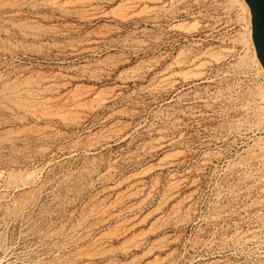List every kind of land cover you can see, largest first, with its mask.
I'll return each instance as SVG.
<instances>
[{
	"label": "rangeland",
	"instance_id": "rangeland-1",
	"mask_svg": "<svg viewBox=\"0 0 264 264\" xmlns=\"http://www.w3.org/2000/svg\"><path fill=\"white\" fill-rule=\"evenodd\" d=\"M246 7L0 0V264H264Z\"/></svg>",
	"mask_w": 264,
	"mask_h": 264
},
{
	"label": "water",
	"instance_id": "water-1",
	"mask_svg": "<svg viewBox=\"0 0 264 264\" xmlns=\"http://www.w3.org/2000/svg\"><path fill=\"white\" fill-rule=\"evenodd\" d=\"M251 12L252 41L256 57L264 68V0H245Z\"/></svg>",
	"mask_w": 264,
	"mask_h": 264
},
{
	"label": "bare ground",
	"instance_id": "bare-ground-1",
	"mask_svg": "<svg viewBox=\"0 0 264 264\" xmlns=\"http://www.w3.org/2000/svg\"><path fill=\"white\" fill-rule=\"evenodd\" d=\"M241 1H243V3H244V5L246 6H248V4L246 3V1L245 0H241ZM247 8V7H246ZM249 8H247V10H248ZM249 12V17H251V12H250V10L248 11ZM250 33H252V27H251V29H250ZM254 55H256V51H255V47H254ZM255 58H256V62L258 63V65L260 66V68L262 69V71H263V73H264V68H263V66L261 65V63H260V61L258 60V58L255 56Z\"/></svg>",
	"mask_w": 264,
	"mask_h": 264
}]
</instances>
